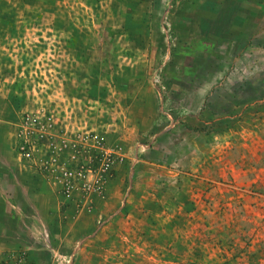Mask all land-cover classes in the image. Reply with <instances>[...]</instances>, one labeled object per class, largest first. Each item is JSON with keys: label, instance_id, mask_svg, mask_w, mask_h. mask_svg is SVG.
<instances>
[{"label": "rangeland", "instance_id": "rangeland-1", "mask_svg": "<svg viewBox=\"0 0 264 264\" xmlns=\"http://www.w3.org/2000/svg\"><path fill=\"white\" fill-rule=\"evenodd\" d=\"M41 110L98 189L18 156ZM0 143L50 183L0 186V264H264V0H0Z\"/></svg>", "mask_w": 264, "mask_h": 264}, {"label": "built area", "instance_id": "built-area-1", "mask_svg": "<svg viewBox=\"0 0 264 264\" xmlns=\"http://www.w3.org/2000/svg\"><path fill=\"white\" fill-rule=\"evenodd\" d=\"M52 120L53 119L48 116V114L43 110L36 111L34 114H30L24 117L23 123L20 124L22 133H19V144L18 146H16L18 156L27 161H36V156L33 152L34 148H37V143L30 135L45 136L47 138L57 137L60 140V143L58 144V148L60 150H62L63 147V150L72 148L75 150V152L81 153H83V151L89 152L90 150H97V152L100 154L98 175H92L90 172L89 177L82 171H75L72 163L69 164L66 162L62 164L60 170L66 183H69V181H71V179H69L70 177H79L81 179H84V182H82L81 185L82 189H98V187L100 186V182L104 178V174H106L112 168L113 164L116 161V151L109 148L104 143L101 137L92 132H77L71 136H58ZM42 168L43 166L41 167V169ZM43 171L50 172L48 167H45ZM69 187L71 186H64V191L68 193Z\"/></svg>", "mask_w": 264, "mask_h": 264}, {"label": "crops", "instance_id": "crops-1", "mask_svg": "<svg viewBox=\"0 0 264 264\" xmlns=\"http://www.w3.org/2000/svg\"><path fill=\"white\" fill-rule=\"evenodd\" d=\"M14 142L13 140V144ZM10 148L11 149L8 151L0 143V186L6 185L16 188V190H18L16 193L19 197L23 189L33 194L31 195L33 197L42 193H48L50 183L39 173L40 169L37 171V167L30 168V166L22 164L11 152V150H13L12 144H10ZM28 176L30 180H27ZM7 177L9 179L8 182ZM45 189H47V191ZM47 196H49V194H47ZM12 200L15 201L14 199H7L6 202L12 204ZM36 214L37 211L35 212V216Z\"/></svg>", "mask_w": 264, "mask_h": 264}]
</instances>
